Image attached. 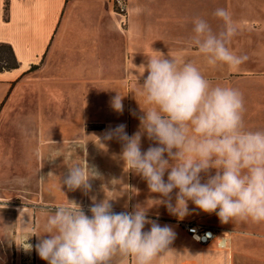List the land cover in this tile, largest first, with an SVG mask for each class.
<instances>
[{
    "label": "crops",
    "instance_id": "0c3cea01",
    "mask_svg": "<svg viewBox=\"0 0 264 264\" xmlns=\"http://www.w3.org/2000/svg\"><path fill=\"white\" fill-rule=\"evenodd\" d=\"M126 5L124 15L116 12L113 0H0V43L12 46L20 64L18 69L0 72V122L4 110L21 106L16 92L22 84L27 90L36 75L55 72L56 79L44 82L49 88L41 84L47 95L23 100L21 119L28 128L25 132L31 131L28 137L40 140L41 153L57 155L56 162L49 164L54 176L48 173V162L42 164L43 171L31 182L34 189L26 193L24 202L0 197V216L10 215V219L1 216L0 264H48L35 250L36 235L44 233L48 215L57 206L74 201L90 216L93 197L96 201L114 199L115 213L132 212L137 205L145 207L150 221L172 229L171 251L154 264H264V223L222 224L215 213H205L191 201L183 218L172 214L159 202L165 198L150 192L139 175L124 169L122 143L115 137L104 139L109 130L121 124L129 136L139 130V103L145 105L136 91L148 74L145 71L142 75V65L148 56L158 55L155 51L179 62H193L214 86L239 89L246 109V129L264 130V0H126ZM217 8L226 9L238 25L229 49L249 57L236 70L209 66L191 41L196 17L208 21L214 32L222 30L223 21L213 15ZM49 60L53 68L48 66ZM117 92L124 95L122 112L111 107ZM132 95L137 106L133 116L128 114ZM89 124L102 129L85 127ZM66 138L71 139V145L66 146ZM49 139L57 140L56 147L48 146ZM26 142L27 147L32 145ZM150 146L155 145L142 136L141 150ZM66 156H72L70 163L66 164ZM76 164L86 170L94 167L100 174L90 179L92 187L87 193L70 191L62 183L68 169ZM26 184L28 188L29 182ZM46 187L51 202L40 194L42 189L44 195ZM175 195L174 190L173 205ZM184 223L212 230L214 238L208 244L198 243L183 228ZM150 227L146 224L144 231ZM27 243L33 246L31 250H26ZM112 264L133 261L117 256Z\"/></svg>",
    "mask_w": 264,
    "mask_h": 264
},
{
    "label": "clouds",
    "instance_id": "9594fccd",
    "mask_svg": "<svg viewBox=\"0 0 264 264\" xmlns=\"http://www.w3.org/2000/svg\"><path fill=\"white\" fill-rule=\"evenodd\" d=\"M213 15L223 21L222 30L216 33L208 21L196 17L191 41L209 66L236 70L249 59L228 47L238 25L224 8H217ZM155 52L158 55L148 56L142 65V75L148 74L136 91L145 105L138 102L142 112L139 130L129 136L121 124L104 139L115 137L122 143L124 169L145 180L150 192L165 198L159 202L172 214L183 218L191 201L201 211L215 213L222 224L264 223V130L246 129L243 93L214 86L191 61L179 62ZM123 97L117 92L111 100L117 112L123 111ZM145 135L155 146L142 151ZM99 175L94 167L86 170L76 164L62 183L70 191L87 193L92 187L90 179ZM174 190L175 205L171 203ZM92 199L90 216L74 201L57 206L48 215L44 233L36 235L35 250L42 260L48 264H112L119 256L132 258L133 264H154L171 251L174 232L150 221L145 207L115 213L114 199ZM146 224H151L148 231H144ZM32 247L27 243L26 250Z\"/></svg>",
    "mask_w": 264,
    "mask_h": 264
},
{
    "label": "rangeland",
    "instance_id": "374dc122",
    "mask_svg": "<svg viewBox=\"0 0 264 264\" xmlns=\"http://www.w3.org/2000/svg\"><path fill=\"white\" fill-rule=\"evenodd\" d=\"M115 6V4H114ZM116 8V6H115ZM117 12V9H115ZM119 13V12H118ZM48 66L53 68L54 65L52 61H48ZM55 66V65H54ZM45 72H48L47 70ZM56 73H46L43 76L36 75L35 80H30L29 87L24 89V85L22 84L21 88L17 90V99L22 100L21 106H13L12 110H4V114L2 115V121L0 122L2 125L0 126V197L1 196H8V198H13L17 204H21L25 200L26 193L29 195V192L34 189L31 187L30 184L32 181L37 179V176L40 177L42 173V164L48 162V173L55 174L52 169L53 165H49L52 162H56L57 155L50 154L49 156H45L41 153V142L39 140L36 141L35 137L33 136V140L28 137V133L31 131H27L28 128L26 127L25 119H21L24 116V106L23 100L26 99H37L42 94H46V88L41 86L44 84L45 87H50L48 83H44L48 80L56 79ZM41 77H43L41 79ZM132 77V76H130ZM42 81V82H41ZM41 82V83H40ZM36 84V85H35ZM40 84V85H39ZM48 84V85H47ZM26 88V87H25ZM42 88V89H41ZM115 96V93L113 94ZM130 101V108L128 114L133 116L137 114V106L135 102V96L129 97ZM19 104V103H18ZM12 113V115H10ZM8 114L10 117H8ZM82 124L81 127H83ZM90 126L96 130H101L102 127L96 124H89L85 125V127ZM31 130V129H30ZM26 133V134H25ZM32 144L31 146H28ZM36 141V145H35ZM56 139H49L48 146L49 147H56ZM70 141V142H69ZM71 139L66 138V146L71 145ZM119 147V146H118ZM32 149V150H31ZM120 149V147H119ZM66 164L70 163L72 160V156H66ZM46 168V169H47ZM38 169V170H37ZM67 169V168H66ZM37 170V171H36ZM37 173V174H36ZM47 173V170H45ZM62 179V178H61ZM29 182V187H26V183ZM28 189V191H26ZM35 192V190H34ZM40 194L45 198V201L51 202V198H49L48 187H46V191L44 195L42 194V189L40 190ZM48 194V195H47ZM37 195V194H36ZM1 212L5 213L4 209H1ZM6 213H1V216L5 219L9 218L10 215ZM0 216V225H4L3 218ZM10 219V218H9ZM8 219V220H9ZM13 219V218H12ZM2 222V223H1ZM11 223V222H10ZM14 223V220H13ZM35 237V234L33 235Z\"/></svg>",
    "mask_w": 264,
    "mask_h": 264
},
{
    "label": "built area",
    "instance_id": "2783aa9c",
    "mask_svg": "<svg viewBox=\"0 0 264 264\" xmlns=\"http://www.w3.org/2000/svg\"><path fill=\"white\" fill-rule=\"evenodd\" d=\"M116 9L119 13L126 15L127 5L126 0H113ZM183 228L191 235L198 243L208 244L214 238V232L198 224L184 223Z\"/></svg>",
    "mask_w": 264,
    "mask_h": 264
},
{
    "label": "trees",
    "instance_id": "16d2710c",
    "mask_svg": "<svg viewBox=\"0 0 264 264\" xmlns=\"http://www.w3.org/2000/svg\"><path fill=\"white\" fill-rule=\"evenodd\" d=\"M20 66L11 45L0 43V72L12 71Z\"/></svg>",
    "mask_w": 264,
    "mask_h": 264
}]
</instances>
